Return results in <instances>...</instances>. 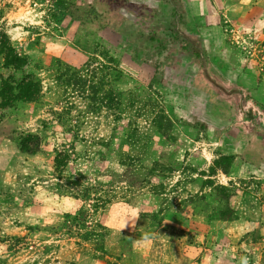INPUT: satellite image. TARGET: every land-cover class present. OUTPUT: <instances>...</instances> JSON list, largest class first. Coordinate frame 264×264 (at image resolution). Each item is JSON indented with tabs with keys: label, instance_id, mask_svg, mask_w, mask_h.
<instances>
[{
	"label": "rangeland",
	"instance_id": "obj_1",
	"mask_svg": "<svg viewBox=\"0 0 264 264\" xmlns=\"http://www.w3.org/2000/svg\"><path fill=\"white\" fill-rule=\"evenodd\" d=\"M234 1L0 0V87L40 88L0 108V264H264V0Z\"/></svg>",
	"mask_w": 264,
	"mask_h": 264
},
{
	"label": "trees",
	"instance_id": "obj_2",
	"mask_svg": "<svg viewBox=\"0 0 264 264\" xmlns=\"http://www.w3.org/2000/svg\"><path fill=\"white\" fill-rule=\"evenodd\" d=\"M0 53L4 54V61L6 65H12L14 67L20 66L21 58L14 52L8 40L5 42H0ZM40 88L38 84L35 82H31L30 80H25L20 83L18 86H14L6 80L2 82L0 87V108L11 107L17 101H31L35 100L38 96ZM36 139V136L33 134H27L26 136L20 137L17 146L21 152L25 153H35L39 150V145L31 140ZM37 141V139H36ZM59 151L56 153L54 157L55 166H65L67 164V158L69 154L67 152ZM84 196H88V190L83 192Z\"/></svg>",
	"mask_w": 264,
	"mask_h": 264
},
{
	"label": "crops",
	"instance_id": "obj_3",
	"mask_svg": "<svg viewBox=\"0 0 264 264\" xmlns=\"http://www.w3.org/2000/svg\"><path fill=\"white\" fill-rule=\"evenodd\" d=\"M239 1H241V0H239ZM251 0H248V5H249V2H250ZM222 2H223V0H222ZM224 4L228 7V8H238V7H242V6H239V4L236 2V1H234V0H224ZM247 4H245L244 6L245 7H248V5L246 6ZM244 6H243V8H244Z\"/></svg>",
	"mask_w": 264,
	"mask_h": 264
}]
</instances>
